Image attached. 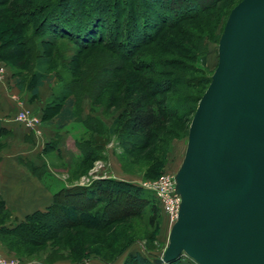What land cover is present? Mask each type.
<instances>
[{
    "label": "trees",
    "instance_id": "1",
    "mask_svg": "<svg viewBox=\"0 0 264 264\" xmlns=\"http://www.w3.org/2000/svg\"><path fill=\"white\" fill-rule=\"evenodd\" d=\"M192 1L191 4L189 0H136V4H132L126 0L122 40L114 37L106 45L115 58L114 62H109L106 71L111 72L114 78L104 76V79L109 85L118 83L122 88L125 87L127 93L131 84L124 86V78L116 76L127 70L128 79L132 74L131 83L135 82L139 90L135 89L129 96L123 97L118 105L120 113L108 128L104 127L98 116L88 115L82 119L77 97L73 93L76 84H68L69 87L63 88L61 92L52 93L39 117L44 126L54 125L56 137L45 145L43 153L54 151L59 143L58 133L76 120L94 134L90 141L79 139L75 143L81 153L78 163L83 168L100 158L98 137L112 134L121 121L128 131L120 137L122 146L125 151H132L147 146L155 136L154 128L159 129L172 119L180 121L192 118L201 94L210 83V77L203 74L204 69L194 66V63L205 61L206 51L204 46L203 51L197 50L202 43L198 47L191 40L200 42L207 36L206 33L182 28L181 34L178 32V39L166 37L162 49L158 48L153 54L142 53L136 58L138 51L159 39L164 30L177 29L181 22L198 17L183 16L198 13L197 8L202 4H198L200 0ZM102 3L104 0H82L80 3L77 0H56L36 26V15L32 9L16 13L13 15L15 27L4 26L0 35V62L27 64L33 60L34 83L29 87L31 95L36 97L38 89L48 83L45 67L50 60L43 59V47H55L61 39H67L79 48L77 53H80L92 46L104 44L102 26L106 20L103 10L107 4ZM117 5L113 4V8ZM10 8L14 10L15 5ZM112 25L109 36L112 33L118 36L120 22L115 19ZM182 39H189V42H183ZM11 76L19 88L24 84L19 77L22 76L20 72H13ZM169 93H175V96H165ZM119 197L133 202L139 210L148 207L149 225H156V221H159L162 211L150 192L125 181L106 178L95 180L87 187L62 188L53 194L52 204L45 211L33 212L14 225L8 224L10 213L0 196V243L8 238L7 248H19V244L40 246L46 239L48 226L54 220L57 222L53 230L58 232L67 227L87 230L101 228L110 222L106 219L107 210L113 202L120 200ZM0 252L6 255L2 250ZM152 260L133 254L128 255L122 264H152ZM169 264L195 263L182 256Z\"/></svg>",
    "mask_w": 264,
    "mask_h": 264
},
{
    "label": "rangeland",
    "instance_id": "2",
    "mask_svg": "<svg viewBox=\"0 0 264 264\" xmlns=\"http://www.w3.org/2000/svg\"><path fill=\"white\" fill-rule=\"evenodd\" d=\"M54 1L56 0H0V35L4 26L6 28L15 27L16 19H13V15L18 12L32 9L36 15L34 21V26H36L47 14L50 4H53ZM80 1L82 0H77V3ZM127 1L136 4V0ZM189 1L192 4L193 1ZM241 1L200 0L198 4L202 5L197 8L198 13L183 15L186 18L190 15L198 17L181 22L177 29L164 30L159 39L139 50L136 58L142 53L153 54L158 51V48L162 49L166 37L173 36L178 39V32L182 31V28L198 30L203 34L206 33L207 36L200 42L191 41L198 47L202 43L201 48L199 47L197 50L203 51L202 47L204 46L206 59L194 63V66L204 69L205 73L203 74L211 78L217 66V46L226 20L230 11ZM125 2L126 0H104V3L107 4V8L103 10V18L106 20L102 26L104 44L92 46L80 53H77L79 48L67 39H61L55 47H43L45 54L43 59L47 58L50 62L45 67L48 83H45L41 89V98L46 95L50 96V93L61 92L63 88L69 87L68 84H76L73 93L77 97L81 116L85 114L98 116L104 127H110L113 119L120 113L118 106L120 101L137 89V84L131 83L134 76L130 74V79H128L127 70L116 75L119 78H124V86L131 84V88L126 90L127 93L124 90L125 87L122 88L118 83L109 85V83H105L104 79V76L105 78H114L111 72L106 71L110 66L109 62L115 59L106 45L114 37L116 40H122L121 33L126 17L124 9L127 3ZM113 4L118 5L113 8ZM145 4L150 3L145 2ZM14 5V10H11L10 6ZM76 5L74 4V6ZM115 19L121 24L118 36H116L117 33L115 35L112 33L109 36L108 32L112 31ZM40 33L42 34V32ZM7 36L8 34L4 38ZM181 41L189 42V39ZM192 42L191 44H193ZM80 49L82 48L80 47ZM33 62V60H29V63L26 62L27 64L0 62V66L6 72L4 80L6 86L11 87V73L20 72L22 76L19 77L24 82L20 88L29 90V86L34 83ZM18 65L20 66L17 67ZM131 72L133 73V70ZM15 84L18 87L17 83ZM19 95L22 97V94ZM165 96L170 98V96H175V93ZM30 112L39 116L35 112ZM190 121L191 118L180 121L172 119L161 128H154L155 136L150 139L147 146L144 149H133L132 151H125L126 149L122 146L120 137L128 131L124 129L125 126L121 121L112 134L98 137L100 138L98 144L100 158L83 168L79 166V161L75 157H71L78 153L71 138H68L69 147H73L71 154L68 152V156L72 159L70 169L65 170L63 163L59 164L52 153L47 158L53 161V164L56 163L57 173L69 186L83 185V187H87L91 181L110 178L141 187L144 183L155 181L163 174H176L184 157ZM42 126L43 124L40 123L41 130ZM65 132L82 140L89 139L90 141L94 138V134L88 132L77 120L66 126ZM60 186L63 185L60 184ZM119 199V201L113 202V205L107 210L106 219L110 222L101 228L87 230L67 227L64 231L59 230L58 232L53 230L57 222L54 220L48 226V233L46 239L42 241V245L35 247L31 244H19V248L14 246L7 248L8 240H10L7 238L4 243L0 244V250L22 264H31L32 262L37 264H122L128 255L133 254H139L150 260L160 258L168 244L171 228L167 216L160 212L159 221H156V225L151 226L148 223L150 217L148 207L139 210L132 204L133 202L122 200L120 197Z\"/></svg>",
    "mask_w": 264,
    "mask_h": 264
},
{
    "label": "water",
    "instance_id": "3",
    "mask_svg": "<svg viewBox=\"0 0 264 264\" xmlns=\"http://www.w3.org/2000/svg\"><path fill=\"white\" fill-rule=\"evenodd\" d=\"M217 59L174 177L177 220L152 264H264V0L230 11Z\"/></svg>",
    "mask_w": 264,
    "mask_h": 264
},
{
    "label": "crops",
    "instance_id": "4",
    "mask_svg": "<svg viewBox=\"0 0 264 264\" xmlns=\"http://www.w3.org/2000/svg\"><path fill=\"white\" fill-rule=\"evenodd\" d=\"M14 81L11 76V87L6 86V81L0 84V196L10 213L8 224L11 225L22 221L33 212L45 211L52 204L54 193L62 188L72 187L63 182L55 169L56 163L53 164V161L47 158L49 154L52 153L59 164L63 163L65 170L71 168V157L77 160L81 157L75 145L80 138L65 132V129L58 133L57 148L45 154V145L56 137L54 125H43L41 136L37 138L14 121L17 110L21 108L41 116L51 97L50 93V96L41 98V89L44 86L39 88L38 95L33 97L30 89H19ZM19 94H22V97ZM12 95L17 96V101L11 99ZM87 116L83 115L82 119ZM68 138L73 140L78 151L76 156H68V152L71 154L73 148L69 147Z\"/></svg>",
    "mask_w": 264,
    "mask_h": 264
},
{
    "label": "built area",
    "instance_id": "5",
    "mask_svg": "<svg viewBox=\"0 0 264 264\" xmlns=\"http://www.w3.org/2000/svg\"><path fill=\"white\" fill-rule=\"evenodd\" d=\"M5 69L0 66V84L5 80ZM13 101H17L16 96H11ZM14 121L22 126L27 131L31 132L33 136L39 138L41 136L39 116L34 115L26 109L17 110ZM175 174H163L151 183H144L141 187L146 191L152 193L159 204L163 214L167 216L170 227L176 222L180 198L175 193ZM0 264H22L18 260L8 257L0 252Z\"/></svg>",
    "mask_w": 264,
    "mask_h": 264
}]
</instances>
